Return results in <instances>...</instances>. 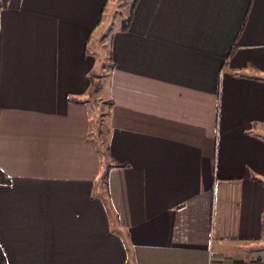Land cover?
Returning a JSON list of instances; mask_svg holds the SVG:
<instances>
[{"label":"crops","instance_id":"crops-1","mask_svg":"<svg viewBox=\"0 0 264 264\" xmlns=\"http://www.w3.org/2000/svg\"><path fill=\"white\" fill-rule=\"evenodd\" d=\"M108 1L0 4L7 264H264V0H134L107 37L102 157Z\"/></svg>","mask_w":264,"mask_h":264},{"label":"rangeland","instance_id":"rangeland-1","mask_svg":"<svg viewBox=\"0 0 264 264\" xmlns=\"http://www.w3.org/2000/svg\"><path fill=\"white\" fill-rule=\"evenodd\" d=\"M3 0H0V4ZM134 0H109L106 6L105 14L102 18L100 27L94 32L90 48H94L93 54L95 57L94 73H93V88L91 99L94 102H99L100 109H104L102 105L104 100L108 98L109 89V48L108 35L115 29H118L124 21H126L131 5ZM103 32L104 39L100 45L95 42L99 41V35ZM98 110V109H97ZM105 195V193L103 194ZM105 198V197H104Z\"/></svg>","mask_w":264,"mask_h":264},{"label":"trees","instance_id":"trees-1","mask_svg":"<svg viewBox=\"0 0 264 264\" xmlns=\"http://www.w3.org/2000/svg\"><path fill=\"white\" fill-rule=\"evenodd\" d=\"M130 23V17L127 19V25ZM235 46V44H234ZM233 50V49H231ZM230 50V52H231ZM109 58H111L110 54V48H109ZM114 64L110 63V67H113ZM110 102H104L102 105L104 106V109H100V103L94 102V107L96 108V116L93 118L92 125L96 127V133H93V138H91L94 141V144L96 146L97 151L100 153L102 157H107L108 155V144L103 138V134L101 131L102 124L104 121L107 120L109 115V109H110ZM98 109V110H97ZM10 183V177L0 169V184H9ZM0 264H7L6 257L2 251V248L0 246Z\"/></svg>","mask_w":264,"mask_h":264}]
</instances>
